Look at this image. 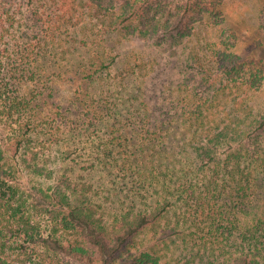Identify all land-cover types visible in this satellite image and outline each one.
<instances>
[{"label": "trees", "instance_id": "1", "mask_svg": "<svg viewBox=\"0 0 264 264\" xmlns=\"http://www.w3.org/2000/svg\"><path fill=\"white\" fill-rule=\"evenodd\" d=\"M224 1L0 0V264H169L155 227L175 264H264V69L189 45Z\"/></svg>", "mask_w": 264, "mask_h": 264}, {"label": "rangeland", "instance_id": "2", "mask_svg": "<svg viewBox=\"0 0 264 264\" xmlns=\"http://www.w3.org/2000/svg\"><path fill=\"white\" fill-rule=\"evenodd\" d=\"M264 8V0H226L218 9V13L213 15L208 10L204 13V18L194 25V36L189 43L190 48L194 50H203L212 42H218L221 34L224 32H232L236 36L232 52L246 58L254 63L259 64L264 69V32L259 26V14ZM133 46L125 45L124 56L132 55ZM176 48L168 47L163 50L156 51L153 59L161 63L163 60L171 59L172 62L177 61L178 56ZM191 49V50H192ZM189 49H186V53ZM244 95V93L242 94ZM245 96V95H244ZM246 104L243 107H248L254 111L264 112V85L260 91L249 93L247 95ZM222 109L229 111L231 106L241 107V103H235L233 99H223ZM227 108V109H226ZM157 227L147 230L137 241L140 252L153 251L157 252L162 257V262L169 264L176 263V252L173 246L170 248L165 245L169 241H163V238L156 232ZM65 264H81L75 260L67 261ZM165 264V263H163Z\"/></svg>", "mask_w": 264, "mask_h": 264}]
</instances>
